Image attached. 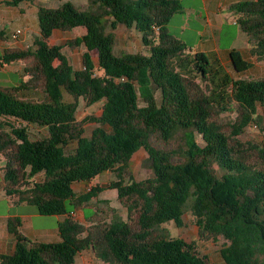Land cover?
<instances>
[{
  "label": "trees",
  "instance_id": "obj_1",
  "mask_svg": "<svg viewBox=\"0 0 264 264\" xmlns=\"http://www.w3.org/2000/svg\"><path fill=\"white\" fill-rule=\"evenodd\" d=\"M23 1L34 0L4 3L17 7ZM94 3L97 7L81 8L71 0L39 5L31 45L0 53V66L19 61L26 76L18 84L0 85L5 194L41 215H65L55 242L28 240L20 219L8 217L15 246L0 253V264H74L85 249L105 264H210L193 242L172 236L164 226L182 224L191 194L199 235L229 241L221 250L225 264H264V143L241 137L251 125L264 132L258 119L264 76L233 78L218 59L171 34L167 25L182 11L180 0ZM229 8L251 56L264 60V0L237 1ZM119 24L140 34L144 52L114 53ZM77 27L85 32L64 44L48 42L55 30ZM5 39L0 29V40ZM64 46L84 47L79 68ZM229 60L238 74L252 66L238 49L229 51ZM82 100L102 102L100 114L77 119ZM86 122L95 123L88 136ZM31 126L45 127L46 134L35 136ZM140 149L146 152L142 166L152 175L134 179L129 164ZM106 171L114 175L106 188L74 190ZM39 173L43 176L36 180ZM107 188L116 191L125 219L108 217L107 208L99 206L107 203L98 199ZM88 207L94 211L85 214ZM77 210L85 222L75 218Z\"/></svg>",
  "mask_w": 264,
  "mask_h": 264
},
{
  "label": "rangeland",
  "instance_id": "obj_2",
  "mask_svg": "<svg viewBox=\"0 0 264 264\" xmlns=\"http://www.w3.org/2000/svg\"><path fill=\"white\" fill-rule=\"evenodd\" d=\"M66 0H34L29 3H25V8L27 9V20H26V32L20 33L14 41H17L19 44L23 46L31 45L33 37L38 32V23L37 17L34 15L33 11L37 9L39 5L44 6H52L55 7ZM75 4H77L81 8H85L88 5L92 7H97V4L94 3V0H71ZM182 5V10L184 13H177L175 14L168 23L169 32L176 37L183 39V41L190 47L192 44L195 43L198 39L196 34L197 28H199L203 21L200 18L194 17L191 12L194 10H198L201 7V0H180ZM227 10L223 13L227 14ZM102 20L106 24V29H110L109 19L106 16L102 18ZM185 22L187 24V29L180 30V25ZM37 24V25H36ZM239 30L235 25L229 24L228 28H225L221 40L220 46L225 47L232 45L234 48H240L243 45L246 46V34L243 32L241 37L235 38V33L233 34L234 30ZM116 32V40L114 45V53L121 54L124 52H144V48L140 39V34L133 28H127L124 25H117L114 30ZM85 32L83 27H77L72 29L71 31H60L55 30L53 34L48 39L50 44H64L67 39L74 38L76 36H80ZM14 39V38H13ZM63 53L69 58V61L73 65L75 69L80 67L81 63V54L84 51L83 46L70 48L68 46H64L62 48ZM245 57L250 59L249 61L252 62V66L249 70L241 72L240 74L234 72L231 67V64L228 63L227 65H223L224 70L231 76V77H258L264 76V60H256L254 56H251L248 50L245 52ZM92 57L95 63H97L96 52H92ZM213 58V57H212ZM20 66L23 67V63L20 62ZM1 68V66H0ZM0 71V80L3 77ZM0 85H3L0 83ZM157 101H159L160 94L159 92L156 93ZM101 104L102 102H97L95 104H87L85 101H81L79 107L76 112V117L79 120H82L88 116H98L101 111ZM142 103H140L141 105ZM258 119L260 124H264V109H259ZM95 126L94 122H86L84 124V135H90L91 130ZM30 130L34 132L35 136L41 137L43 136L45 129L43 131H36V127L31 126ZM243 139H249L257 142L264 143V132L259 130L255 125L249 126L246 131L241 135ZM198 142H201L199 135L196 136ZM75 144L72 143V147ZM72 147H69V151L73 150ZM72 148V149H71ZM146 152L143 149L135 152L130 160V168L132 170V176L134 179H142L152 175V171L150 168H146L142 166V160L145 158ZM216 172L218 175L221 174V170L215 166ZM114 178L113 173L106 171L98 178H94L92 180V184H98L106 188L109 181ZM85 185V186H84ZM84 185H77L81 191L86 190V186L89 185L85 183ZM106 200L107 203H99V206L102 208H107L108 217L112 216L113 214L118 215L122 219L126 218V211L124 207H122L116 199V191L114 189H104L98 195V199ZM195 196L193 194L189 195L186 201L183 204V214H182V224L180 226H175L173 222H166L164 226H166L172 236L181 237L188 242H193L194 249L202 255H205L207 260L210 264H225L222 259L221 250L225 246L228 245L229 241L225 239L223 236H217L215 239H212L207 236L201 237L199 235V227L196 224V218L192 213L191 205L194 201ZM95 201V199H93ZM108 208H112L113 211L109 210ZM94 211L93 208H86L84 209L85 214H90ZM78 220V219H77ZM88 252H84L87 254ZM90 254V253H88ZM96 259H93V262ZM99 261V260H98ZM101 262V261H100ZM100 264V263H99ZM101 264H105L101 262Z\"/></svg>",
  "mask_w": 264,
  "mask_h": 264
},
{
  "label": "crops",
  "instance_id": "obj_3",
  "mask_svg": "<svg viewBox=\"0 0 264 264\" xmlns=\"http://www.w3.org/2000/svg\"><path fill=\"white\" fill-rule=\"evenodd\" d=\"M6 0H0V29L5 31L6 39L0 40V53L5 47L8 46H20L17 41H14L12 34L16 29L20 30V33L26 32V20H27V9L25 8V3L28 1H23L19 3L17 7L6 5L4 2ZM243 1V0H201V7L196 11L191 12L194 17L200 18L203 23L197 28L196 34L198 39L192 44V49L197 51H203L208 54L210 58L218 59L222 65H227L230 63L229 51L231 49H238L241 51L244 58L245 51H249V45L247 43V38L245 42L246 46L240 48H234L232 45L221 47L220 40L225 28L229 27V24L235 25L233 21V12L229 8L231 3ZM36 10L33 11L36 16ZM227 10V14L223 12ZM182 10L180 13H184ZM37 25V24H36ZM236 26V25H235ZM237 27V26H236ZM38 28V26H37ZM239 29V27H237ZM187 29V24L183 22L180 25V30ZM38 33V32H37ZM36 33V34H37ZM236 37H241L243 31L240 29H235ZM250 60V59H248ZM19 61H14L9 64H4L1 66L0 71L3 76L0 83L4 86L15 85L20 82V80H25L26 76L22 72V67ZM45 132V127H36V131ZM2 163V161H0ZM43 174L39 173L35 176L36 180H40ZM100 175L94 177L98 178ZM93 178V179H94ZM87 183L89 186L92 184V180ZM79 185H84L85 183H78ZM74 185V190L77 192H82ZM85 186V185H84ZM88 186H86V189ZM83 211L77 210L75 212V217L80 222H85L83 217ZM16 216L20 219L19 229L21 233L30 241H43V242H55L60 240L58 223L62 221L65 215H41L38 213L37 209L33 205L26 203H15L11 198H9L4 191V180L2 172L0 171V253H11L15 246V238L7 230V219L8 217ZM88 252L90 254H84ZM94 256L91 249H85L79 252L75 258L74 264H101L100 261L94 260Z\"/></svg>",
  "mask_w": 264,
  "mask_h": 264
},
{
  "label": "built area",
  "instance_id": "obj_4",
  "mask_svg": "<svg viewBox=\"0 0 264 264\" xmlns=\"http://www.w3.org/2000/svg\"><path fill=\"white\" fill-rule=\"evenodd\" d=\"M19 34H20V30L19 29H16L14 31V33L12 34V36H13L14 39H17V37H18ZM73 215L75 216V212L73 213Z\"/></svg>",
  "mask_w": 264,
  "mask_h": 264
},
{
  "label": "water",
  "instance_id": "obj_5",
  "mask_svg": "<svg viewBox=\"0 0 264 264\" xmlns=\"http://www.w3.org/2000/svg\"><path fill=\"white\" fill-rule=\"evenodd\" d=\"M5 163V161H2V164H4Z\"/></svg>",
  "mask_w": 264,
  "mask_h": 264
}]
</instances>
